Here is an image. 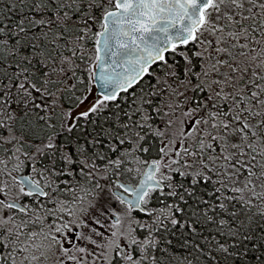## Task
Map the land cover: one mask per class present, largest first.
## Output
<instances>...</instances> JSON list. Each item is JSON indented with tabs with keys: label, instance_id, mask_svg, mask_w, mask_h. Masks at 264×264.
<instances>
[{
	"label": "trees",
	"instance_id": "1",
	"mask_svg": "<svg viewBox=\"0 0 264 264\" xmlns=\"http://www.w3.org/2000/svg\"><path fill=\"white\" fill-rule=\"evenodd\" d=\"M78 2L80 7L74 10L69 0H0V160L7 159L15 146L2 138L9 130L37 139L33 137L39 131L36 122L29 120L32 113H36V117L39 114L47 116L46 112L52 109V114L59 116L61 111L75 108V97L71 93L80 92L79 87L76 90L63 89L60 93V86L69 77H87L80 64L92 63L95 58L94 41L99 30L91 31L90 38L83 40L86 38L83 26L91 16L98 15L101 21L102 14L113 7L114 0ZM260 37L264 35L257 32L255 38ZM188 44L174 47L149 71L147 78L161 64L172 63L177 67L173 74H183L182 71L188 68L183 67L185 61L192 59ZM252 44L259 48V52L254 54L246 50L244 53L264 57V43L261 45L255 40ZM193 67L195 70L196 66ZM252 67L255 68L247 70L250 67L241 66L237 59V74L241 71L244 76L235 78V74L229 78L233 87L224 86L226 95L233 97L230 104L226 101L211 103V109L217 107L216 111H220L224 125L232 121L235 128V131L220 128L211 141L221 159H211L209 146L204 158L214 163H210L207 171L202 170L201 164L197 170L189 171V163L184 164L182 168L166 171L169 176L162 182V188L152 191V206L161 208L165 216L158 223L149 222L143 229L137 227L139 238L147 240L141 242L139 250L135 249L137 254L146 256L144 264H264V68L260 65ZM221 79L223 83L228 76ZM203 84L200 86L206 92ZM75 85L81 86L82 83ZM52 95L58 96L59 99H55L57 105L44 108ZM191 96L192 102L197 103L198 94L194 92ZM240 98L241 103L250 101L251 106L240 104L239 107L237 101ZM260 102H263L262 106ZM252 107L257 110L256 114H262L254 118L250 111ZM52 117L50 112L48 119ZM250 120L254 121L251 123L255 127L244 129L242 123ZM42 125L43 128L47 126L46 122ZM102 125L111 127L109 121ZM231 133L239 136L240 142L234 153L227 154L225 150L232 145L221 146L219 139L221 135ZM74 141L72 137L70 142L76 144ZM240 148L251 157L245 164L239 158ZM160 158L156 159L159 164ZM227 169L239 170L243 177L257 180L263 192L256 196L255 205L234 194V180L227 181ZM144 210L145 213L146 207Z\"/></svg>",
	"mask_w": 264,
	"mask_h": 264
},
{
	"label": "rangeland",
	"instance_id": "2",
	"mask_svg": "<svg viewBox=\"0 0 264 264\" xmlns=\"http://www.w3.org/2000/svg\"><path fill=\"white\" fill-rule=\"evenodd\" d=\"M79 0H69L72 9L78 10L80 5ZM223 2V4H222ZM213 0L212 6L206 10L204 26L199 30L196 36L188 44L192 54V59L185 61L182 71L183 74L175 76L174 70L177 67L173 64H161L159 67L151 72L150 80H147L131 89L124 96H120V99L113 101L112 103L103 104L102 99L94 98V89L92 82V75L96 59L94 58L92 63L86 61L80 64V67L87 73V77L78 75V77H69L60 86L59 92L62 93L63 89L76 90L78 87L80 92L71 94L75 97V112L73 116L79 113H84L89 110L90 113H97L99 111L110 110L114 115L111 120L113 121V128L119 130L124 125V180L131 184H135L145 166L149 161L160 158L158 179L165 181V177L169 176L166 171L174 170L176 168H182L184 164L189 163V171L197 170L199 164L203 171H207L210 163L209 160L205 159L206 148L211 146L209 154L214 159H221V154L217 155L214 150V144L211 145V141L216 136V133L221 130H232L234 124L231 122L224 125L223 117L220 111H216V108L211 109L212 104H219L224 101L230 104L232 96H227L224 92V86L226 84L233 87L230 83L229 78L238 73L236 68L237 59L241 66L255 68L252 66H259L264 68V57L256 56L254 54L259 52L258 47H254L253 41H250L248 48H240L239 44L243 43L244 31L242 29L236 30L238 27L237 21L241 13L242 15L247 14L249 11L248 3L249 0ZM261 1L257 0L255 3ZM83 9L80 10V12ZM103 15V14H102ZM102 18V16H101ZM100 16H91L88 22L83 26L86 30L84 33L83 40L90 38L91 31L100 29ZM70 29H66L69 31ZM261 34L264 35V32ZM47 37V35L45 34ZM259 43H264V37L258 39ZM95 46V44H94ZM246 50L253 51L254 54L244 53ZM95 55V54H94ZM89 59V58H88ZM195 70H194V67ZM228 80L221 82L222 77H227ZM242 78L244 75L240 71L235 78ZM220 82H219V81ZM240 81V80H239ZM204 82L206 92H203V88L200 83ZM76 83H82L81 86H76ZM235 83V82H233ZM238 83V82H237ZM236 84V83H235ZM196 92L198 94V102H192V96ZM57 95L50 96L49 100L46 101L44 108L55 107L57 101L55 99ZM229 100H228V99ZM241 98L237 101L238 106L240 104L251 106L250 101L241 103ZM263 102L259 105L262 106ZM41 105V104H40ZM124 109V111H123ZM52 109L48 110L47 116L36 113L30 115L29 120L36 122L38 133L33 134L36 139H48L49 130L48 127L43 128L45 122L49 125V116ZM251 114L254 118L257 115V110L252 107L250 109ZM249 111H247L248 113ZM1 119V118H0ZM52 119V118H51ZM55 124H58V120L54 118ZM1 122V120H0ZM220 122V126H219ZM253 120L242 123L244 129L248 130L255 127ZM41 123V124H40ZM240 125H237L239 127ZM46 128V129H45ZM141 132V133H140ZM142 134V137H141ZM221 135V134H220ZM25 137V138H24ZM2 138L6 142L15 143V141H22L29 139L28 136L14 133V129L9 130L6 134L2 135ZM225 139V140H224ZM47 141V140H46ZM29 142L30 139H29ZM239 136L230 134L229 136L221 135L219 143L221 146L227 143L232 145L231 148L225 150V153L231 154L236 150V146L239 144ZM216 143V142H213ZM26 144V145H30ZM47 144V142H46ZM45 144V145H46ZM36 145V144H34ZM16 146L12 147L10 156L7 159L0 160V210H3L4 200L10 198L17 192L18 187L14 185L12 173L13 168L18 166L16 159L19 156L21 149ZM230 149H233L230 151ZM198 151L200 153H198ZM144 152V153H143ZM239 158L243 164L246 161H250L251 157H248L246 153L240 148ZM27 151L25 152V154ZM177 153V156H175ZM120 159V157H119ZM264 162V161H263ZM117 175L122 177L120 172V166H117ZM225 175L229 182L231 179L234 181V187L232 191L237 195L240 200L244 202H252L256 200L258 194H262L263 190L259 189L260 184L254 178L243 177L239 170H228ZM77 181L67 182L68 188L78 190L84 197L81 200V205L87 204V201L91 198L88 197L92 190L97 192L94 205H92L85 222V227L89 230L86 231L85 236H90L86 245H90L95 249L97 256H103L104 258H98L96 261L103 263L110 259L113 250L120 243L122 239L124 241V249L119 248V254L124 257L118 258L116 264H139V259L131 252L132 247L136 249L141 245L140 242L135 243L140 238L137 234V227L142 229L151 221L155 223L159 222V219L165 216V213L161 208L153 207L150 202V196L152 192L148 193L143 200V206L146 207V212L140 216L135 213L129 206L124 205V210L121 206H116L114 197L112 201L109 200L106 195L111 192V185L109 181L95 179L90 181L88 179H76ZM80 181V182H79ZM48 188H59L58 185H51L52 180H48ZM264 196V194H262ZM105 199L107 201H105ZM88 210V207L85 206ZM112 210V215H117L119 221L114 222L111 228L104 226V220H112L111 215L109 219H105V213L108 210ZM115 211V212H114ZM5 212L0 213V230L5 233L10 231L12 224L9 222ZM11 232V231H10ZM142 234V230L139 231ZM145 236L146 233H144ZM131 236L134 237L131 243ZM6 242L8 238L4 237ZM25 242L24 237L20 238ZM147 239V238H146ZM147 242V240H144ZM6 250L3 252L5 254ZM7 261V260H6ZM8 262V261H7ZM13 263H18L17 260L12 259Z\"/></svg>",
	"mask_w": 264,
	"mask_h": 264
},
{
	"label": "flooded vegetation",
	"instance_id": "3",
	"mask_svg": "<svg viewBox=\"0 0 264 264\" xmlns=\"http://www.w3.org/2000/svg\"><path fill=\"white\" fill-rule=\"evenodd\" d=\"M236 1L238 5V0ZM249 1L248 6H251L248 13L242 15L240 8L241 13L237 15L240 19L237 21L236 30L244 31L243 43L239 44L242 49L250 45V38L254 41L257 32H264V0H259L261 1L259 3H255L257 0ZM212 3L213 0L210 7ZM203 16H206V11ZM93 99L95 101L102 99L103 104L114 101L106 100L98 95H94ZM75 110L74 108L59 111V116L53 115L51 111L53 117L49 119V125L45 126L53 129V131L49 130L48 139L29 138L32 141L29 142L27 138L14 143L18 148L22 147L26 150L16 157L18 166L13 168L12 180L18 190L4 200L3 210H0V213H6L12 224L11 232L5 233L0 230V264H16L12 262V259L17 260V264H116L118 258L122 257L119 254V248L124 249V241L121 239L109 260L103 263L96 261L104 257L97 256L95 249L86 245L90 236L83 237V235L89 231L85 227V222L92 217V213L90 216L88 213L91 212L94 200L99 195L92 190L88 195L91 199L82 206L81 200L84 194L66 186L67 182L82 178L90 181L95 179L109 181L112 184L111 192L106 197L111 201L114 197L115 205H120L122 210L124 205L129 206L124 202V194H126L124 187L120 189L117 185L118 182L123 184L126 182L124 180V125L122 122L119 130L112 129L114 124L110 110L99 111L98 114L90 113L88 110L73 116ZM54 118L58 120V124H55ZM107 121L111 123L110 128L102 125ZM72 137L75 138L76 144L70 142ZM29 143L31 144L26 145ZM28 147L30 148L27 149ZM118 165L122 173L120 178L117 175ZM23 175L28 176L40 189L30 191L24 188L18 179V176ZM48 180H52L51 185H58L59 188H48ZM112 212L110 209L104 214L105 219H109L110 215L112 219L104 220L102 223L107 228H111L114 222L119 221L117 215H112ZM4 237L8 238V242ZM21 237H24L25 242L20 239ZM133 238L131 236L130 245L134 244ZM136 242L145 243L142 238L137 241L135 239ZM138 246L141 248L142 244ZM132 251V255L138 257L139 264H144L146 256L142 253L137 254L135 247H132ZM122 258L124 261V257Z\"/></svg>",
	"mask_w": 264,
	"mask_h": 264
},
{
	"label": "water",
	"instance_id": "4",
	"mask_svg": "<svg viewBox=\"0 0 264 264\" xmlns=\"http://www.w3.org/2000/svg\"><path fill=\"white\" fill-rule=\"evenodd\" d=\"M209 4L210 0H114L95 39V94L114 99L136 85L172 46L192 39ZM156 168V162L147 165L135 188L119 183L131 195H124V201L132 209L143 211L141 200L148 189L161 188L154 177ZM18 179L27 190L40 189L28 176Z\"/></svg>",
	"mask_w": 264,
	"mask_h": 264
},
{
	"label": "bare ground",
	"instance_id": "5",
	"mask_svg": "<svg viewBox=\"0 0 264 264\" xmlns=\"http://www.w3.org/2000/svg\"><path fill=\"white\" fill-rule=\"evenodd\" d=\"M77 171V170H76ZM72 173V172H71ZM72 175V174H71ZM67 180V179H66ZM74 182V181H73ZM80 182V181H79ZM67 189V188H66ZM57 193V192H56ZM58 195V194H57ZM64 195V194H63ZM59 198V197H58ZM187 217V216H186ZM190 217V216H189ZM182 219V218H181ZM192 221V220H191ZM177 223V222H176ZM185 223V222H184ZM203 224V223H202ZM176 226V225H175ZM198 226V225H197ZM222 229V228H221ZM185 230V229H184ZM201 230H203V229H201ZM200 230V231H201ZM213 230V229H212ZM182 231V230H181ZM203 232V231H202ZM225 232V231H224ZM236 232V231H235ZM167 233H169V232H167ZM230 233V232H229ZM228 235V234H227ZM230 236V235H229ZM165 237V236H164ZM201 237V236H200ZM228 237V236H227ZM239 238V237H238ZM197 239V238H196ZM203 239V238H202ZM243 239V238H242ZM250 240H251V238H250ZM224 241V240H223ZM249 242V241H248ZM214 243V242H213ZM185 244V243H184ZM187 245V244H186ZM221 245V244H220ZM229 246V245H228ZM179 247H181V246H179ZM178 247V248H179ZM158 249V248H157ZM180 249V248H179ZM200 249V248H199ZM225 249H226V247H225ZM156 251V250H155ZM161 251V250H160ZM213 251V250H212ZM226 252V251H225ZM194 253V252H193ZM205 253V252H204ZM166 254V253H165ZM188 254H189V252H188ZM167 256V255H166ZM161 257V256H160ZM178 257V256H177ZM181 258V257H180ZM160 259V258H159ZM170 259V258H169ZM184 259V258H183ZM187 259V258H186ZM189 259V258H188ZM186 261V260H185ZM207 261V260H206ZM181 263V262H180ZM203 264H204V262H202ZM205 263H207V262H205ZM157 264V263H156ZM176 264H177V262H176ZM211 264V263H210Z\"/></svg>",
	"mask_w": 264,
	"mask_h": 264
}]
</instances>
